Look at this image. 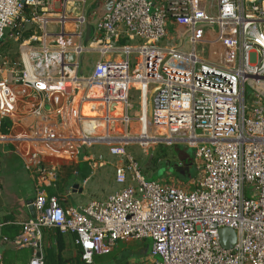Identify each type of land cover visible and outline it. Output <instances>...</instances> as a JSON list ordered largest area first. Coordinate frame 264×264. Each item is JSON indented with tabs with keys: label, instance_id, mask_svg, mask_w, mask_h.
<instances>
[{
	"label": "built area",
	"instance_id": "2783aa9c",
	"mask_svg": "<svg viewBox=\"0 0 264 264\" xmlns=\"http://www.w3.org/2000/svg\"><path fill=\"white\" fill-rule=\"evenodd\" d=\"M78 1L86 3L0 0V47L8 29L10 38L21 42L19 63L9 67L5 60L0 67V117L15 118L21 101L31 103L32 114L42 119L50 103L69 127L21 136L31 149L54 142L64 144L65 153L75 141H103L112 155L129 162L117 166V182H127L128 169L138 186L106 202L64 208L43 189L56 181V167L36 165L30 148H24L26 167L37 173L36 218L19 222L15 245L35 249L30 264H45L42 228L53 227L75 234L90 264L121 242L147 238L153 239L147 264H264V0H216V16L213 0H113L89 46L83 42L88 17ZM34 22L40 23V34ZM24 30L35 34L26 38ZM164 38L173 39L175 47L158 46ZM122 39L141 44L118 47ZM180 42L191 43L192 50L186 52ZM94 50L114 59L99 60L86 77L85 54ZM133 52L138 58L131 74ZM252 53L257 63L251 62ZM132 88L151 90L153 133L143 131L147 145L181 142L195 148V180H146L125 141L142 139L141 134L116 139L109 134L110 124L128 126L141 118L129 115ZM87 104L94 115L83 113ZM118 105L123 112L113 117ZM101 127L105 134L90 135ZM226 227L237 234L230 249L221 242Z\"/></svg>",
	"mask_w": 264,
	"mask_h": 264
},
{
	"label": "rangeland",
	"instance_id": "374dc122",
	"mask_svg": "<svg viewBox=\"0 0 264 264\" xmlns=\"http://www.w3.org/2000/svg\"><path fill=\"white\" fill-rule=\"evenodd\" d=\"M86 7V14L89 15L95 10V7L92 4V1L89 0L87 2ZM213 6L212 9V15L216 16L218 14L217 12V2L216 0H213ZM60 5L56 7L58 9ZM82 8V5H80ZM84 7V6H83ZM50 27H53V25H50ZM49 27V28H50ZM171 32H173L174 28L171 26ZM57 30H59V27H57ZM10 30L8 29L6 31V37L3 41L4 45H1L0 47V67L3 66L4 61L7 60L10 63L18 62L19 63V46L21 42H15L13 41L9 34ZM92 37V33L90 32L89 39ZM88 45V42H86ZM141 44L140 40H136L134 42H131L130 45L132 46H139ZM158 46L160 47H173L175 45L173 39L171 38H164L162 41H159ZM179 47L184 49L186 52L192 50L191 43L186 42V45H182V42L179 43ZM175 47V46H174ZM99 53L98 52H87L85 54L86 57V63H85V72L84 75L86 77H90L93 71L94 63L97 59H99ZM6 57V58H5ZM137 58L138 53L133 52L130 56V64H131V74H133L134 69L136 68L137 64ZM258 58L256 53L251 54V62L257 63ZM146 91V92H145ZM247 97L248 98V104L250 105L252 102L253 97H251L252 89L250 86L247 87ZM151 90H140L132 88L130 91V99L129 102L132 105V108L129 110L130 117L137 118L136 114L137 112H140V117L143 118L144 113V105L145 108H149L150 112V95ZM146 94V95H145ZM149 117V114H148ZM114 126L113 124H110L112 126L109 129V134L111 136H120L121 134H128L130 137L136 136L134 134L135 129L131 124L128 126H125L122 123H117ZM135 125V124H134ZM106 129L101 127L96 130L95 133H91L90 135H103L106 133ZM143 144V143H142ZM141 144L140 141L132 139V141H129L127 146L128 154H130L138 163L141 174L145 177L148 181L153 180H170V179H178L181 178L182 181L188 182V180H195L199 176V171L197 170L195 163H194V156H195V148L187 147L184 143L176 142L173 145H165V144H154L153 146H148L147 148L144 147ZM80 157L83 158L86 155L94 154L98 158V154H104L106 155V159L108 160V164L103 167L96 169L95 174L92 175V179L90 181V184L85 189L84 194H77L70 198L71 203L79 206L82 205H88L92 201H100V202H106L110 195L115 194L117 192L122 191L123 189L129 187V186H135L137 187V182H134L131 176V172L127 169V182L126 183H118L116 181V174H115V167L119 160H121L120 157L116 155H111L109 153V145L100 143L98 141L94 143H88V141H85L84 143L80 144ZM157 147L158 151V158L154 163L149 162V158L151 156V153L153 151V148ZM186 153L189 154L191 157V166H190V172L189 174L185 176H179L172 174L171 170H160L161 165L160 163L167 162V160H170L172 163H180L184 162V157H186ZM12 163H18L22 164V161L18 155H14L12 159L9 158ZM122 165H125L128 167L129 162L127 159H124V163ZM23 168V167H22ZM1 177L5 180L4 186L1 188L2 195H0V201L4 200L7 204V208L11 210V208H15V204L17 203V199L20 198L22 195H26L28 193H33V183L27 179V172L23 168V170L17 174H5L3 173ZM78 179V178H77ZM10 180H13V183H10ZM10 183V184H9ZM248 191H250V188H248ZM249 196V194H248ZM19 207V206H17ZM1 214V213H0ZM1 251L4 253V264H28L30 259L33 256L34 248L33 247H24V248H16L14 243L10 242H4L1 241ZM140 248L141 251L144 252L142 257H144V260L139 261L141 256H133L129 259L128 262H125V264H147V261L145 260V257L148 258L150 255H152V248H153V239L147 238L145 240H139V241H129V242H121L117 246H115L112 250H110L108 253L104 254L103 256L96 259V262L94 261V264H116L118 263L117 260L120 259V262L123 261V256H125V253L128 251H132L133 253H136L138 249ZM141 257V258H142Z\"/></svg>",
	"mask_w": 264,
	"mask_h": 264
},
{
	"label": "crops",
	"instance_id": "0c3cea01",
	"mask_svg": "<svg viewBox=\"0 0 264 264\" xmlns=\"http://www.w3.org/2000/svg\"><path fill=\"white\" fill-rule=\"evenodd\" d=\"M88 1L89 0H86L85 4L80 3L79 1L77 2L79 7L80 5H82V8L80 7V9H82L84 13H86L85 5H87ZM91 1H92L93 6L95 7V10H93V12L89 15L86 14L88 17V22L85 24V33H84V38H83V42L86 46H89L90 42L96 36V24L99 21V19L105 14V12L108 10V7L110 6L113 0H91ZM51 14L53 16L57 15L56 13H51ZM25 17L29 18L30 13L26 12ZM33 27L37 31L36 34L41 33L39 22H36V23L34 22ZM57 27L58 26H53L51 27V29L57 30ZM89 27H91L92 37L89 40H87L88 38L87 31ZM35 30L34 31L24 30L23 35L26 36L28 32L29 33L31 32L30 35L31 34L33 35L35 34ZM26 38H29V37L27 36ZM86 42H88V45L86 44ZM131 42H134V41H129L128 39H122L117 43V46L122 47L127 44L130 45ZM34 45H38V43L36 42L34 43ZM91 52L99 53L100 56H99V59L96 60V62H98L101 59H104L106 61H109L110 59H114L113 58L114 56L112 54L103 56V54L98 50H94ZM116 58L123 59V58H126V56H124L123 54H118ZM10 64H9V67H10ZM30 106H31V103L28 105L20 101L17 115L15 118H9V117L1 118L0 117V195H2L1 188L4 186V184H6L5 180L1 177V175L3 173L5 174L19 173L20 174L23 168L27 172V179L33 183V190H34L33 193L31 194L28 193L18 198L17 199L18 201L14 206L15 208H11V210L7 208V204L4 200L0 201V213H1L0 214V227L2 230V234H3L4 225L10 224V223L19 225L20 226L19 235L21 234L22 227L19 224V222H24L32 218L29 208H28L27 201L29 199H35L37 195V186H36L37 173L34 170L32 171L26 167L25 165L26 158L22 155L23 149L24 148L26 149L28 147L30 148V144L26 143L20 137L23 135H29L32 133L41 134L47 127H54V126H56L57 128H66L67 126L69 127V123L66 126L65 124L66 121L58 120L55 110L53 109V106L50 103L46 104L45 110L42 113L44 114L43 118L48 121H42L44 120L43 118L41 119V118H38V116L36 117L35 115H33L32 111L30 110ZM143 109H144V113H143L144 116L142 119H143V122H145L144 119L146 118V113H147V108H145V105ZM122 111H123V106L118 105L117 109H115V111L112 113V116L117 117L122 114ZM83 113L86 115H94V113L90 112L89 104L85 105V108L83 109ZM150 113L151 112H149V116H150ZM137 114H140V112H137ZM6 119L9 120L8 126L7 125L5 126ZM76 126L80 127L79 124H77ZM91 133L93 132H90V134ZM120 136H122V134ZM114 137L116 139L118 136H114ZM100 143L107 145V143H104V142H100ZM32 147L35 149L30 148V152L34 154L36 165L38 166L41 165L44 167H48V166L56 167V171H57L56 181H53L49 186H46L43 188L46 196L57 197L60 200L61 205L64 208H68V207L80 208L84 206L82 204H80L79 206L72 204L70 198L77 194H81V195L84 194L85 189L90 184L92 175L95 174L96 172V169L103 168L108 164L106 155L104 156V154L103 155L98 154V158H97L96 155L91 154V155H86L83 158H81L80 157L81 147H80V144L77 143L76 141L73 142L71 146L72 150H70L69 152L65 151V153L63 150H60L62 147L64 148L65 145L64 144L63 146L58 145L57 143H54V142L48 146H42V145L35 143V145H32ZM37 148H43V152L39 153V150ZM14 155H18L20 157L22 161L21 166L20 164L18 163L14 164L12 163V161L9 160V158L12 159ZM123 163H124V159L121 158V160H119L118 163L116 164L115 174H117V166L122 165ZM179 166H182V165L179 163ZM166 171H170V169H167ZM10 183H13V180H10ZM52 228L51 227L42 228L43 251H44V243H43L44 242L43 241L44 240V230L46 229L51 230ZM19 235H17L16 239L19 237ZM66 235H67V252L71 253L72 255H75L77 251L79 250L78 248H80L75 243L76 235L73 233H67ZM3 237H4V240H3L4 242L6 243L10 242V243L15 244V242L11 241L10 237L4 234H3ZM16 248L19 249V247L17 246ZM0 251H1V246H0ZM2 254H3L2 264H4L5 257H4L3 252ZM33 255H34V252H33ZM141 257L139 258L140 259L139 261L144 260V257L142 258ZM30 261L28 262V264H30Z\"/></svg>",
	"mask_w": 264,
	"mask_h": 264
},
{
	"label": "trees",
	"instance_id": "16d2710c",
	"mask_svg": "<svg viewBox=\"0 0 264 264\" xmlns=\"http://www.w3.org/2000/svg\"><path fill=\"white\" fill-rule=\"evenodd\" d=\"M29 36V32L26 34L25 37ZM13 40V39H12ZM14 41V40H13ZM17 42V41H15ZM2 45L3 42H2ZM3 47V46H2ZM1 47V48H2ZM9 125V120L6 119L5 126ZM6 128V127H5ZM4 128V129H5ZM159 154L153 158V163L159 159ZM191 157L188 153H186V157H184V164L182 167L179 166V163H172L170 161L160 163L161 168L160 170H167L170 169L171 172L174 175L179 176H185L189 174L190 172V166H191ZM176 175V176H177ZM181 179V178H180ZM20 232V226L17 224H7L4 225L3 234L10 237L12 242L16 241L17 235H19ZM67 233H63L59 228H52L44 230V252H45V264H90L87 263L82 255H83V249L80 247L79 250L75 255H72L71 253L67 252ZM144 254L143 251L138 249L136 253H133L132 251H128L125 253V256H123V261L120 262V259L117 260L118 263L116 264H125V262H128L129 259L133 256H142ZM103 255L95 256L94 261L96 262V259L101 257ZM93 263L91 264H94Z\"/></svg>",
	"mask_w": 264,
	"mask_h": 264
},
{
	"label": "water",
	"instance_id": "95a60500",
	"mask_svg": "<svg viewBox=\"0 0 264 264\" xmlns=\"http://www.w3.org/2000/svg\"><path fill=\"white\" fill-rule=\"evenodd\" d=\"M90 32H91V27H89L88 31H87V37H88L87 40H89ZM101 142H103V141H101ZM157 153H158L157 147H154L153 151L151 153V156L149 158V162H152L153 158L157 155ZM75 186H77V185H75ZM33 202H34V199H29L27 201L31 217L36 218V209H35ZM220 236H221L222 245L227 249L234 247V245L237 242V234H236L235 230L232 228H229V227L223 228L220 231Z\"/></svg>",
	"mask_w": 264,
	"mask_h": 264
},
{
	"label": "bare ground",
	"instance_id": "6f19581e",
	"mask_svg": "<svg viewBox=\"0 0 264 264\" xmlns=\"http://www.w3.org/2000/svg\"><path fill=\"white\" fill-rule=\"evenodd\" d=\"M150 92V90H149ZM123 112V111H122ZM148 114H149V108H147V113H146V118L144 119L145 122H143V119H142V116L139 120H136V121H132V125L135 126L134 129H135V132L134 134L135 135H140L143 137L142 139H134V140H138L140 141L141 143H143L144 145H147V139H146V136H144V130H148L150 133H153L152 132V129L150 128V121H149V117H148ZM135 124V125H134ZM126 138V142L129 143V141H132V138H129V137H125ZM85 140V137L83 138ZM89 140V139H87Z\"/></svg>",
	"mask_w": 264,
	"mask_h": 264
},
{
	"label": "flooded vegetation",
	"instance_id": "af4514ba",
	"mask_svg": "<svg viewBox=\"0 0 264 264\" xmlns=\"http://www.w3.org/2000/svg\"><path fill=\"white\" fill-rule=\"evenodd\" d=\"M166 145V144H165ZM167 161H170V160H167ZM171 162V161H170ZM180 167H182V166H180Z\"/></svg>",
	"mask_w": 264,
	"mask_h": 264
},
{
	"label": "snow or ice",
	"instance_id": "6c2138e0",
	"mask_svg": "<svg viewBox=\"0 0 264 264\" xmlns=\"http://www.w3.org/2000/svg\"><path fill=\"white\" fill-rule=\"evenodd\" d=\"M41 87H43V85H41Z\"/></svg>",
	"mask_w": 264,
	"mask_h": 264
}]
</instances>
